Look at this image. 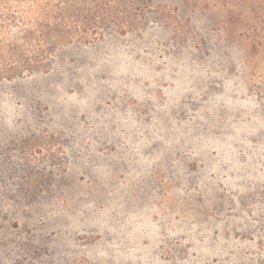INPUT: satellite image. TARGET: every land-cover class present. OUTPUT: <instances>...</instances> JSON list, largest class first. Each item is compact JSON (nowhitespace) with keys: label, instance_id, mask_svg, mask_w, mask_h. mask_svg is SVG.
<instances>
[{"label":"rangeland","instance_id":"374dc122","mask_svg":"<svg viewBox=\"0 0 264 264\" xmlns=\"http://www.w3.org/2000/svg\"><path fill=\"white\" fill-rule=\"evenodd\" d=\"M0 264H264V0H0Z\"/></svg>","mask_w":264,"mask_h":264}]
</instances>
